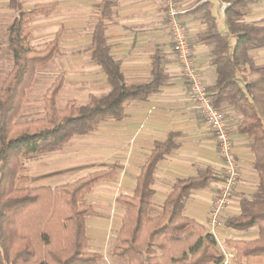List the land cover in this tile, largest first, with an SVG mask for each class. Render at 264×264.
<instances>
[{"label":"trees","instance_id":"trees-1","mask_svg":"<svg viewBox=\"0 0 264 264\" xmlns=\"http://www.w3.org/2000/svg\"><path fill=\"white\" fill-rule=\"evenodd\" d=\"M222 1L229 3L225 22L228 32L236 36L234 45L228 33L218 28L212 1L206 0L194 9L202 13L207 25L198 41L213 47L212 63L218 75L208 88L216 106L229 105L240 114L235 131L251 138L254 167L259 172L256 193L241 200L239 215L226 219V225L237 230L257 227L259 236L254 240H229V244L235 249L237 262L264 264V64L257 65L251 55L253 49L264 47V25L242 21L253 0ZM10 6L17 15L7 29L13 64L0 83V264H97L103 256L89 250L86 223L94 206L85 198L99 180L115 177L116 170L92 171L55 187H33L27 185L30 178L23 174L24 158L60 150L75 135L93 131L102 120L122 119L131 102L159 93L169 78L165 55L160 48L156 50L150 81L127 82L121 62L110 54L105 35L115 0H102L90 57L106 73L109 90L91 94L86 103L72 99L61 107L58 97L65 82L61 73L44 95V116L20 121L37 70L59 51L63 28L44 48L37 49L30 42V19L54 3L25 9L19 0H11ZM176 147L173 134L166 141L156 142L134 192L118 197L125 214L113 253L129 264H225V253L215 234L184 214L191 191L219 178L213 168H202L195 176L178 179L161 211L150 214L157 164Z\"/></svg>","mask_w":264,"mask_h":264},{"label":"crops","instance_id":"crops-1","mask_svg":"<svg viewBox=\"0 0 264 264\" xmlns=\"http://www.w3.org/2000/svg\"><path fill=\"white\" fill-rule=\"evenodd\" d=\"M101 1L28 0L27 3L22 2L25 9H31L37 4L54 3L52 8L30 19V27L35 17L38 22L34 25L36 35L33 32L34 27H31L30 42L32 46L36 45L35 48L42 49L63 28L59 51L50 63L37 70V75L39 70L43 69L46 76L55 78L61 73L65 74L64 86L58 97L60 106L72 99L86 103L91 94L100 95L109 90L106 73L90 57L93 30L100 17L98 5ZM204 1L206 0H178V4L181 11L179 18L189 28L194 64L210 87L218 76L215 65L212 63L213 47L198 41L199 33L204 31L207 25L202 13L194 11ZM210 1L214 4L212 12L217 18L218 28L228 33L230 43L234 45L236 36L228 32L225 22V9L229 3L222 0ZM15 12L16 9L10 6V0H0V17L3 16L1 14ZM242 21L264 25V0L250 2ZM107 22L105 35L110 46V54L121 62V69L127 82L151 80L152 61L158 48L165 55L164 67L169 75L168 81L159 93L151 94L146 100L131 102L122 119L102 120L93 131L75 135L81 142L92 141V146L88 147L87 143L86 149L82 152L78 149L71 162L63 160L66 155L65 147L57 152L51 151L50 155L47 153L42 157H34L31 162L39 161V159H45L46 162L47 160L56 162V159L61 161H58L59 163L55 166L46 168L45 173H40L38 177L30 181L39 184L37 186L55 187L65 184L61 182L67 175L75 176L78 172L98 164L99 168L95 171L114 168L117 175L99 180L86 197L93 195L96 199L106 201L113 194L127 188L130 191L122 194H132L142 166L151 155L155 143L166 141L173 134L177 147L166 153L157 164L152 182L154 190L152 205L155 202L160 212L178 179L195 176L200 169L211 167L219 178L206 187L193 189L184 208L186 216L196 219L208 232H211L209 210L215 195L221 188L225 164L217 149L214 132L189 100V83L181 72L180 62L173 49L163 0H115L113 14ZM2 23L3 21H0V28L7 31V42L0 41V48L9 50L7 29L11 23H3V25ZM251 55L257 65L264 64V47L253 49ZM36 79L33 87H35ZM68 85L84 88V95L77 97L70 93L67 97L68 92L64 93ZM78 89L75 88L76 91ZM210 92L213 94L212 90ZM222 107L227 113L234 152L241 167V177L228 206L227 216L216 228L215 236L218 244L225 243V248L231 252V260L229 259L228 264H246L234 259L236 252L229 244V240H254L258 238L259 230L257 227L237 230L228 227L226 219L228 216L239 215L241 200L251 198L256 193L259 172L254 167L255 155L251 148V138L247 134L235 131L241 118L240 114L229 105ZM101 161H104L102 166H100ZM122 194L116 197V202L124 206L118 201V197ZM89 203L94 206V203ZM124 214L125 210L120 216L114 207L98 211H95L94 207V212L86 219L89 244L94 240H108L116 231L117 237L122 228Z\"/></svg>","mask_w":264,"mask_h":264},{"label":"built area","instance_id":"built-area-1","mask_svg":"<svg viewBox=\"0 0 264 264\" xmlns=\"http://www.w3.org/2000/svg\"><path fill=\"white\" fill-rule=\"evenodd\" d=\"M163 3L173 49L180 62L181 72L189 83V100L214 132L217 149L225 164L221 188L215 195L209 210L210 230L215 234L216 228L224 222L227 216L228 206L241 177V167L234 152L227 113L223 107H218L213 103L212 93L202 73L194 64L189 28L179 18L181 11L178 0H163ZM224 263L228 264V260Z\"/></svg>","mask_w":264,"mask_h":264},{"label":"rangeland","instance_id":"rangeland-1","mask_svg":"<svg viewBox=\"0 0 264 264\" xmlns=\"http://www.w3.org/2000/svg\"><path fill=\"white\" fill-rule=\"evenodd\" d=\"M27 1L28 0H21V3L22 2L27 3ZM22 6H24L23 3H22ZM1 15H3V16L0 17V21H3L4 24L11 23V21L13 20V17L17 15V10L13 14L12 13H10V14L5 13V14H1ZM36 21H37V19L35 17V19L31 22V27H34L33 32L36 30L34 25H36L38 23ZM3 23H2V25H3ZM34 34L36 35L35 32H34ZM0 41L7 42V31H6V29L0 28ZM34 46L36 47V45H34ZM12 62H13V56H12L11 51L4 50V48H0V83L3 82V80L6 77L8 70L12 67ZM54 79H55V77L46 76L43 69L39 70V73H38L37 79H36L35 87H33L32 90L30 91V93L28 94V97H29V95H31V96L29 97V101L23 110L24 114L22 112V114L19 117L20 121L31 120V119H35V118H39V117L44 116V103H43L44 97L43 96L45 95L44 93H46L45 91H46V89H48L49 84ZM74 86L75 85H73L71 87L70 85H68L67 87H65L66 92L64 94H67V92H68L67 97H69L70 93L74 96H77V97L84 95V91H83L84 88L74 87ZM75 88H77V89L79 88L78 89L79 91L78 90L76 91ZM86 91L87 90L85 89V93H86ZM61 101H63V100H61ZM61 106H64V104H61ZM84 142L79 141V138H76V136H74L71 139V142L67 146H64L65 147L64 151H65L66 155L64 156L63 160H66V162L67 161L71 162L72 157L76 156V154H75L76 151L80 150L82 152L83 149H86L85 145L87 143L89 145L88 147L92 146V144H91L92 141L88 140V141H84ZM57 151H59V150H56V152ZM47 153H49V155H50V153H52V152L51 151L40 152L37 155H32V156H28V157L24 158L25 169H24L23 174L29 176L31 181H32V179H35L36 177H38V175L40 173H42V174L45 173L44 171L46 168L52 167L51 165L55 166L56 163H59L61 161L60 159H56V162H53L51 160H47V162H46L45 159H39V161L31 162V160L34 159V157H38V156L42 157V155H45ZM80 155H78V156H80ZM79 161H80V159H79ZM103 162L104 161H101L100 166L104 165ZM98 168L99 167L97 164L96 166H92V168H90V169H86V170L78 172L75 176H72L73 174H71V175L69 174V175H67V177H65V179L61 183L72 182L77 177L82 176V175L84 176V174L86 175L87 172H90L92 170L95 171ZM31 181L27 184L28 186L34 187V186L39 185V184L32 183ZM129 191H130V189H128V188L126 190H120L119 192L113 194L108 199H106V201L96 199V196L94 197L93 195L87 196L85 199H86V201L94 203L95 211L104 210V209H108V208L111 209L112 207H114L116 209V211H118V214L120 216H122V213L124 212L125 207L117 204L116 197L119 194L129 192ZM158 207L159 206L154 202L153 205H151L150 214H152V215L158 214V212H159ZM116 233H117V231L114 232L113 235L108 240H105V241L104 240H98V241L94 240L93 242L91 241V243L89 244V250L90 251L99 252L103 256V258L97 264H129L128 261L116 257L113 253V248H114L115 239H116ZM218 246L225 253V256H226L225 260H228V261H229V259L231 260V252H230V250L228 251V248H225V243L221 242L220 244H218Z\"/></svg>","mask_w":264,"mask_h":264}]
</instances>
